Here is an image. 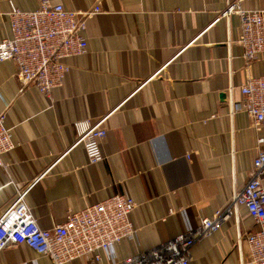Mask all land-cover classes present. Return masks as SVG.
<instances>
[{
  "label": "crops",
  "instance_id": "1",
  "mask_svg": "<svg viewBox=\"0 0 264 264\" xmlns=\"http://www.w3.org/2000/svg\"><path fill=\"white\" fill-rule=\"evenodd\" d=\"M80 12L99 5L86 22L87 53L65 59L66 80L49 97L29 85L19 92L11 61L0 63V115L13 128L15 149L0 168V214L39 175L26 203L44 230L116 194L136 203L130 215L136 242L121 241L99 264H120L193 230L224 209L245 185L264 125L240 101L248 77L264 76V56L247 66L237 45L236 16L221 18L226 0H50ZM38 0H0V42L11 37L8 13L37 9ZM264 10V0L244 4ZM107 117L104 159L88 164L79 126ZM264 182V176H263ZM171 211V212H170ZM192 249L191 264H240L239 232H257L245 208ZM242 256L247 248L241 245ZM0 264H51L25 246H9ZM71 264H89L76 260Z\"/></svg>",
  "mask_w": 264,
  "mask_h": 264
},
{
  "label": "built area",
  "instance_id": "2",
  "mask_svg": "<svg viewBox=\"0 0 264 264\" xmlns=\"http://www.w3.org/2000/svg\"><path fill=\"white\" fill-rule=\"evenodd\" d=\"M253 1L226 0V9L221 14L222 19L233 15L238 18L237 45L241 47L247 66L264 56V10L243 7ZM38 4L32 12L11 6L8 13L11 37L0 42V63L11 61L15 64L14 77L19 83V92L35 85L39 92L49 97L53 89L64 84L70 71L65 59L87 53L86 22L102 11L98 4L80 12L50 0H38ZM240 87L241 100L229 98L228 114L244 112L255 128L264 125V76L248 77ZM106 119L102 117L95 124L84 122L71 147L81 146L90 165L104 159L101 143L106 134ZM4 123L3 114L0 115V168L5 171L8 164L3 157L16 145L11 140L13 128ZM257 144L259 151L249 177L240 191H234L226 208L216 210L211 218L199 219L193 230L149 251H137L120 264H191L193 246L213 236L229 219L238 223L240 208L246 209L259 230L244 235L239 232L236 245L239 262L264 264V138H258ZM42 176L24 188L16 187L13 199L0 214V253L9 246H25L46 257L51 264H71L76 260L99 264L102 251L111 257L114 247L121 241L136 242L138 232L130 217L136 203L125 194L110 196L76 213L69 212L65 221L52 229L40 228L26 197ZM241 245L247 248L245 257Z\"/></svg>",
  "mask_w": 264,
  "mask_h": 264
}]
</instances>
